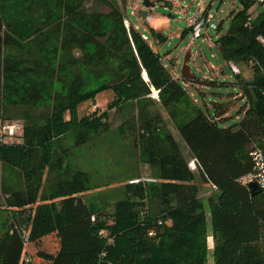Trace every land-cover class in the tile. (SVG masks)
<instances>
[{
  "label": "trees",
  "instance_id": "1",
  "mask_svg": "<svg viewBox=\"0 0 264 264\" xmlns=\"http://www.w3.org/2000/svg\"><path fill=\"white\" fill-rule=\"evenodd\" d=\"M83 1L0 0V162L23 180L22 187L2 182L0 213L17 211L25 220L24 229L12 221L1 231L0 264H207L210 248L212 264H264V192L252 195L242 180L255 167L251 151H264V45L258 39L264 1L240 0L227 32L214 39L225 61L252 70L249 78L242 72L219 83L170 70L139 28L125 26L119 0H91L88 8ZM98 3L109 11H99ZM56 23L59 42L47 34ZM151 32L159 42L166 39ZM92 78L99 80L94 88ZM221 83L239 92L204 110L187 88ZM104 90L113 92L105 109L78 115L80 104ZM236 100L244 101L239 121L225 125ZM128 102L136 113L135 146L155 174L150 181L126 180L123 195L106 211L87 198L89 172L69 157L92 133L109 128V110ZM5 123H19L22 131L3 139ZM202 184L215 190L208 212ZM47 237L54 250L42 246Z\"/></svg>",
  "mask_w": 264,
  "mask_h": 264
},
{
  "label": "rangeland",
  "instance_id": "2",
  "mask_svg": "<svg viewBox=\"0 0 264 264\" xmlns=\"http://www.w3.org/2000/svg\"><path fill=\"white\" fill-rule=\"evenodd\" d=\"M155 5L149 8V16L142 20L137 14V9L141 6L142 0H119L121 10L124 14V24L129 28V23L139 28L148 38V41L157 50L163 62L176 74L180 70L187 52H190L188 64L191 71L196 76L209 78L219 82L232 81L235 75L230 68V63L223 59L214 39L227 32L229 26V15L242 6L240 0H152ZM84 5L88 8L94 2L84 0ZM96 8L101 12H108L109 7L98 3ZM207 11L208 20L219 26L217 29L204 28L203 35L197 39L193 37L191 29L188 27V18L196 12ZM111 25L110 19L104 20V25ZM151 28L155 32H161L166 39L159 42L154 38ZM47 34L53 42H59L61 36L60 23H56L47 30ZM78 53V52H76ZM235 63V62H234ZM244 72V77L249 78L252 70L248 64L235 63ZM247 73V74H245ZM240 74V75H241ZM65 82H69L67 77H63ZM92 80V88L98 85V79ZM55 88L60 89L59 82L54 84ZM188 91L194 93L192 96L197 101L198 106L203 110L211 106L212 102H222L232 99L230 93L239 92L238 88L232 84L202 85L196 89L192 85H187ZM50 90V87L48 91ZM191 92V93H192ZM154 100H158V92ZM113 99L111 90H104L96 95L94 101L84 102L78 107V115L90 114L95 110H103ZM244 101L236 100L230 108L228 115L231 117L226 120L225 125L239 121L236 111ZM156 110L165 120L167 129L174 132L182 143V150L185 156H189L188 149L177 133L175 126L168 120L163 109L156 105ZM44 109V108H42ZM212 110V109H211ZM38 111V108H37ZM158 113V114H159ZM135 109L133 103L128 102L122 107H114L109 110V128L106 131L92 133L90 140L79 147H74L69 157L71 165L78 169L89 172L90 189L87 198L98 208L111 210L112 203L123 195V185L128 179H134L135 175L153 179L154 170L140 159L138 148L135 146L134 137L137 126L135 123ZM18 129L17 125H13ZM66 145L72 143L70 134L67 135ZM6 137L3 136V139ZM8 140V139H7ZM2 182L11 184L15 187H22L23 180L11 170L7 165L0 162V203L4 202L1 192ZM214 188L210 185L200 186V197L204 203L205 210L209 211L208 196L213 193ZM24 215L17 211L4 209L0 213V233L12 221H18V225L25 221ZM24 229L25 223L21 224ZM209 247L213 246L212 237H208ZM46 250H54V243L50 238H46L41 243ZM33 245V244H31ZM28 246L30 251H34L35 246ZM207 264H212L211 248L209 249Z\"/></svg>",
  "mask_w": 264,
  "mask_h": 264
},
{
  "label": "built area",
  "instance_id": "3",
  "mask_svg": "<svg viewBox=\"0 0 264 264\" xmlns=\"http://www.w3.org/2000/svg\"><path fill=\"white\" fill-rule=\"evenodd\" d=\"M258 1H264V0H258ZM188 27H190L193 37L196 39L203 35V29L204 28H212L216 29L217 25L211 21L208 20V15H204L203 12H196L193 16L188 18L187 21ZM142 36L146 39L147 36L142 33ZM259 41L262 45H264V34L260 35L258 37ZM230 68L233 71L234 74L241 73L240 68L232 61ZM229 63V62H228ZM158 90L153 89L150 93L151 96L155 97L157 95ZM17 125L18 129H15L13 125ZM22 131V125L19 123H5L2 126V133L5 135L6 139L10 140L12 137L14 138L15 135L20 134ZM3 135V136H4ZM251 156L254 161V170L245 175L242 180L245 183H248L249 181H255L259 187L261 188V192H264V151L260 148H255L251 151ZM189 166L191 168H195L197 166V160L195 158H191L189 161ZM139 180H147V178L141 177L140 179H133V182L139 181ZM25 261L27 262V257H24Z\"/></svg>",
  "mask_w": 264,
  "mask_h": 264
},
{
  "label": "water",
  "instance_id": "4",
  "mask_svg": "<svg viewBox=\"0 0 264 264\" xmlns=\"http://www.w3.org/2000/svg\"><path fill=\"white\" fill-rule=\"evenodd\" d=\"M154 5L155 3L152 0H142L141 6L137 9V14L141 17L142 20H146L149 16V8ZM190 57L191 55H190V52L188 51L184 58V61H183V64L180 70V76L185 79L193 78L195 76L194 73L191 71L190 65L188 64ZM248 186L251 189L252 195H255L261 192V188L255 181H249Z\"/></svg>",
  "mask_w": 264,
  "mask_h": 264
},
{
  "label": "crops",
  "instance_id": "5",
  "mask_svg": "<svg viewBox=\"0 0 264 264\" xmlns=\"http://www.w3.org/2000/svg\"><path fill=\"white\" fill-rule=\"evenodd\" d=\"M191 94H193V93H191ZM179 142H180V140H178ZM180 144H181V146H182V143L180 142ZM188 155H189V153H188Z\"/></svg>",
  "mask_w": 264,
  "mask_h": 264
}]
</instances>
